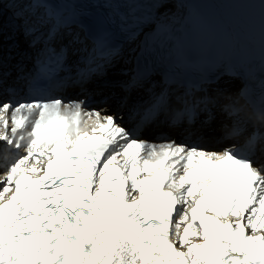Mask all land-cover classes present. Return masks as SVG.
I'll return each mask as SVG.
<instances>
[{
    "label": "snow or ice",
    "instance_id": "1",
    "mask_svg": "<svg viewBox=\"0 0 264 264\" xmlns=\"http://www.w3.org/2000/svg\"><path fill=\"white\" fill-rule=\"evenodd\" d=\"M5 2L0 0V89ZM53 2L29 0L44 14L19 17L27 35L63 24L49 7ZM116 2L131 5L120 14L129 35L145 26L175 42L176 24L193 15L166 7L190 0ZM144 3L159 5L148 24L149 17L138 15L137 5ZM106 43L101 34L95 47L103 50ZM92 72H82L81 79ZM141 86L150 87L143 72L125 88ZM227 99L220 139L244 142L221 150L135 138L116 116L86 107V100L0 102V141L26 152L0 180V264H264V168L253 160L264 151L258 127L264 126V71L258 89L246 84ZM169 104L163 89L153 91L142 114L134 106L130 119L139 115L135 126L143 129ZM194 116L195 105L185 102L171 123Z\"/></svg>",
    "mask_w": 264,
    "mask_h": 264
},
{
    "label": "bare ground",
    "instance_id": "2",
    "mask_svg": "<svg viewBox=\"0 0 264 264\" xmlns=\"http://www.w3.org/2000/svg\"><path fill=\"white\" fill-rule=\"evenodd\" d=\"M18 1V0H17ZM221 4H219V6L223 9V10H228L229 12H232V9L229 5H227L223 0H218ZM16 4L11 2V0H7L3 6V15H7L8 18H10L11 20H16V17L17 15L21 12V6H16L15 8L11 9V7H13L14 5ZM166 7L171 10L172 12H175V13H178L181 11V8L178 4H168L166 5ZM7 20V19H6ZM8 21V20H7ZM5 20H2V25L4 28H6V25L5 23L7 22ZM231 22H232V26H233V29H241V30H244V31H247V32H250V29H249V26L248 24L246 23V20L244 18H242L241 16L238 17L236 15H233L232 19H231ZM22 33L24 31H21ZM11 35V34H10ZM253 39V42L255 44H259L261 45V48L264 49V44H261L259 43L254 37H252ZM150 84V87H144V89L148 92H151V91H155L157 92L159 88H162V84H160L159 82V79L158 77H154L152 80H150L148 82ZM95 83H92L91 85V89H95V87H97L96 85H94ZM232 82H229L227 84H225V87L227 88H231L232 87ZM215 87H220V86H224L222 85V82L214 85ZM212 90H213V86L210 85L207 87V91L206 92H203L201 94H198L197 96H195L193 99L194 101H196L198 103V106H200L201 108V105H205L207 106L208 104L211 103V96H212ZM195 91L193 90V92L191 93H194ZM170 92H168V95L171 97H174V93H171V95L169 94ZM175 101H177L175 98H174ZM175 101H172L173 103V109L174 108H180L181 105L180 104H177V102ZM229 145H224V147H228ZM7 174V171H1L0 172V180H3L5 178ZM179 247V245H177Z\"/></svg>",
    "mask_w": 264,
    "mask_h": 264
},
{
    "label": "rangeland",
    "instance_id": "3",
    "mask_svg": "<svg viewBox=\"0 0 264 264\" xmlns=\"http://www.w3.org/2000/svg\"><path fill=\"white\" fill-rule=\"evenodd\" d=\"M160 11H161V12H164V11H165V9H164V8H161V9H160Z\"/></svg>",
    "mask_w": 264,
    "mask_h": 264
}]
</instances>
